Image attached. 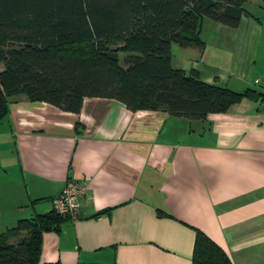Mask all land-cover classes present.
<instances>
[{"label":"crops","instance_id":"crops-1","mask_svg":"<svg viewBox=\"0 0 264 264\" xmlns=\"http://www.w3.org/2000/svg\"><path fill=\"white\" fill-rule=\"evenodd\" d=\"M243 6L234 27L203 18L201 49L170 46L175 68L259 93L225 112L190 119L90 96L70 112L10 97L0 232L51 210L75 179L86 184L80 215L42 233V263L191 264L197 228L232 264H264V0Z\"/></svg>","mask_w":264,"mask_h":264},{"label":"trees","instance_id":"trees-1","mask_svg":"<svg viewBox=\"0 0 264 264\" xmlns=\"http://www.w3.org/2000/svg\"><path fill=\"white\" fill-rule=\"evenodd\" d=\"M245 1L0 0V121L16 95L70 112L80 110L85 96L111 98L130 110L190 119L254 98L259 93L250 87L236 91L203 82L194 69L175 68L170 54L173 42L203 47V18L237 26L248 14ZM67 218L53 204L19 218L0 232V264H64L40 262V250L42 233L58 231ZM194 230L191 264H232L218 244Z\"/></svg>","mask_w":264,"mask_h":264},{"label":"built area","instance_id":"built-area-1","mask_svg":"<svg viewBox=\"0 0 264 264\" xmlns=\"http://www.w3.org/2000/svg\"><path fill=\"white\" fill-rule=\"evenodd\" d=\"M84 181L69 179L61 192L53 198V209L68 218L75 220L80 215L81 200L85 195Z\"/></svg>","mask_w":264,"mask_h":264},{"label":"rangeland","instance_id":"rangeland-1","mask_svg":"<svg viewBox=\"0 0 264 264\" xmlns=\"http://www.w3.org/2000/svg\"><path fill=\"white\" fill-rule=\"evenodd\" d=\"M177 45H178V44H176V43H173V44H172V53H173V54H177V50H176V48H175V47H178ZM8 174H9L10 176H14V172H13L11 169H8ZM12 241L15 242V241H16V238H12Z\"/></svg>","mask_w":264,"mask_h":264}]
</instances>
